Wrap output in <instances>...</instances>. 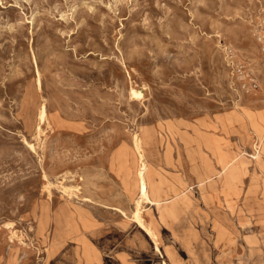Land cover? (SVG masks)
Returning a JSON list of instances; mask_svg holds the SVG:
<instances>
[{
  "label": "rangeland",
  "instance_id": "rangeland-1",
  "mask_svg": "<svg viewBox=\"0 0 264 264\" xmlns=\"http://www.w3.org/2000/svg\"><path fill=\"white\" fill-rule=\"evenodd\" d=\"M260 34L264 0H0V264H264Z\"/></svg>",
  "mask_w": 264,
  "mask_h": 264
},
{
  "label": "crops",
  "instance_id": "crops-1",
  "mask_svg": "<svg viewBox=\"0 0 264 264\" xmlns=\"http://www.w3.org/2000/svg\"><path fill=\"white\" fill-rule=\"evenodd\" d=\"M159 188H160L159 191L154 194L155 197L153 198V200L150 201V203H152L153 205H155L157 207V211H158L157 217L154 216L153 212H150L151 221L148 222L145 218L147 224H149L152 227V229L157 234V236H158V228L156 226V221H155L154 217L163 223H168V222L178 218L179 212L182 209H184L189 204V202L192 203V201H193V198H191L190 196H189L190 198L189 197L188 198H180V195L184 194V193H182V190L181 191L180 190H174V189L165 190L161 186ZM178 202H180V203H178ZM82 220H86L89 223V221L84 217V215L77 212V213H74V217L68 218L67 228H64V226H62L64 228L62 233L65 236L72 235V234L75 235V237L78 241L77 247H78V252H80V255L82 252L83 243H86V244L92 246L85 239V237L83 236L84 234H82L81 225L83 226V224L80 223V221L82 222ZM76 227H77V229H76ZM90 227H91V224L89 223L88 226L84 227V228L89 229ZM66 229L68 230V233H65ZM154 244H155V242H154ZM191 244H192V240L188 241V245H191ZM158 245H159V237H158ZM159 248H160V246H159ZM155 249L157 250L156 244H155ZM159 252L162 254L161 249ZM168 254H169V256H171L172 260L177 261L175 259L177 257L174 255V253L171 254L170 250H166V254L163 253L162 256L164 257V256H167ZM100 259H101V255H100ZM95 261H97V260H95ZM165 262L170 264L167 260H163L162 264H165Z\"/></svg>",
  "mask_w": 264,
  "mask_h": 264
},
{
  "label": "bare ground",
  "instance_id": "bare-ground-1",
  "mask_svg": "<svg viewBox=\"0 0 264 264\" xmlns=\"http://www.w3.org/2000/svg\"><path fill=\"white\" fill-rule=\"evenodd\" d=\"M132 93L137 95V94H138V91H137L136 89L133 88V89H132ZM40 111H41L40 114L42 115V114L44 113V107H42ZM136 216H137V218L140 220L139 212H137ZM148 231H149L150 235L152 236V238H153L155 241H157L156 236H155L154 232L152 231V229H151V228H148Z\"/></svg>",
  "mask_w": 264,
  "mask_h": 264
},
{
  "label": "built area",
  "instance_id": "built-area-1",
  "mask_svg": "<svg viewBox=\"0 0 264 264\" xmlns=\"http://www.w3.org/2000/svg\"><path fill=\"white\" fill-rule=\"evenodd\" d=\"M260 40H262L264 42V36L260 34L259 36Z\"/></svg>",
  "mask_w": 264,
  "mask_h": 264
}]
</instances>
